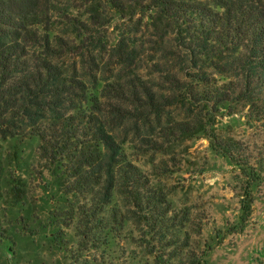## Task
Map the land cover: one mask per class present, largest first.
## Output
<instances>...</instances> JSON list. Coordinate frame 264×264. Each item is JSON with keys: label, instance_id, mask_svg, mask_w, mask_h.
<instances>
[{"label": "trees", "instance_id": "obj_1", "mask_svg": "<svg viewBox=\"0 0 264 264\" xmlns=\"http://www.w3.org/2000/svg\"><path fill=\"white\" fill-rule=\"evenodd\" d=\"M116 19L124 21L111 42ZM106 54L118 69L108 78ZM146 54L154 62L141 73ZM241 110L264 123V0H0V139L38 141L61 198L50 235L63 249V227L72 228L75 259L91 254L85 264L134 232L160 264H200L208 253L191 247L188 210L129 148L161 153L203 134L244 175L242 232L263 170L248 144L215 132L219 116Z\"/></svg>", "mask_w": 264, "mask_h": 264}, {"label": "rangeland", "instance_id": "obj_2", "mask_svg": "<svg viewBox=\"0 0 264 264\" xmlns=\"http://www.w3.org/2000/svg\"><path fill=\"white\" fill-rule=\"evenodd\" d=\"M123 21L116 19L109 27L111 42ZM153 39L154 34L147 32V53H153ZM160 45L157 58L162 49L169 52L171 46L167 41ZM151 60L154 62L146 54L136 67L147 73ZM99 66L106 78L118 72L107 54ZM245 114L246 110L223 114L215 125L221 138L231 136L248 144L252 162L263 170L261 180L253 186V212L242 232L237 228L241 224L239 192L244 175L238 165L214 151L203 134L161 153L136 154L127 149L141 169L165 188L174 207L188 210L192 222L186 229L191 247L198 253L208 250L200 264H264V123H248ZM37 148L38 141L0 139V264H85L91 254L83 252L75 259L78 237L72 228L63 227L67 233L63 249L50 235L58 230L53 215L61 198L55 177L44 169ZM172 161L180 166L172 167ZM197 225H201L200 234L196 233ZM134 235L113 240L107 256L97 258L94 264H160L138 233Z\"/></svg>", "mask_w": 264, "mask_h": 264}]
</instances>
